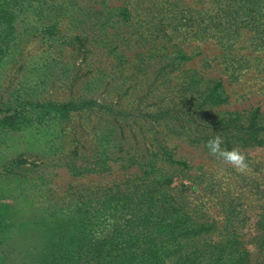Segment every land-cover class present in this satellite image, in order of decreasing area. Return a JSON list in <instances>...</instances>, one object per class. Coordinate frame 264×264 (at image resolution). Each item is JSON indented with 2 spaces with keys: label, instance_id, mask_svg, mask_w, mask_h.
<instances>
[{
  "label": "rangeland",
  "instance_id": "374dc122",
  "mask_svg": "<svg viewBox=\"0 0 264 264\" xmlns=\"http://www.w3.org/2000/svg\"><path fill=\"white\" fill-rule=\"evenodd\" d=\"M192 6H184L192 20L180 21L176 48L185 68L222 83L225 104L203 115L227 126L207 130L223 138V147L244 152L250 171L239 174L211 156L195 123L200 136L167 133L163 124L132 113L128 128L140 155L186 164L168 171L173 200L159 193L138 202L116 198L126 190L127 164L98 158L109 145L101 140L106 132L88 120L93 113L42 109L50 103L79 108L91 100L105 106L126 92L124 105L142 112L134 101L148 94V85L130 68L149 60L140 47V19L103 35L101 15L93 11L102 8L100 1L0 0V264H241L245 253L248 264L258 263L253 236L264 214L263 25L257 32L242 28L240 9L225 23L211 19L221 7L216 2ZM168 13L160 9L157 17ZM123 30L135 32L120 35L132 61L127 72L114 73L123 58L112 52L116 43L105 42L117 39L108 33ZM97 65L112 72L96 73ZM252 113L258 128L236 133ZM159 144L173 159L155 156ZM185 216L202 225L199 234L180 232L189 222Z\"/></svg>",
  "mask_w": 264,
  "mask_h": 264
},
{
  "label": "trees",
  "instance_id": "16d2710c",
  "mask_svg": "<svg viewBox=\"0 0 264 264\" xmlns=\"http://www.w3.org/2000/svg\"><path fill=\"white\" fill-rule=\"evenodd\" d=\"M89 1L94 3L100 1L102 3L101 9L93 11L101 15L97 21L99 23L98 28L102 30L103 35L108 29H119L120 25L124 22L132 23L134 17L140 19L142 31L139 37L143 41V46L140 47H143V51L149 57V60L146 64L141 62L136 66L130 65V68L134 71L137 70L139 74H143L145 76L144 84L148 85V94H144L141 98L134 101V103H138L136 108L143 109V113L136 110H128V107L124 105L126 92L116 103L105 106H99L92 100L84 101L79 108H73L67 103L56 104L55 106L50 103L43 107L42 111L49 115L52 113L67 115V113L75 109H79L84 114L87 112L93 113V118H89L88 120L93 121V124L99 131L106 132L103 135L105 140L103 138L101 140L109 145V149L107 150L104 147L106 151L103 154H98V158L110 157V160L115 162L125 160L127 164L128 177L125 181L126 185L123 186L126 190L118 191L120 193V195H116L118 200L122 198V195L128 201L138 199L137 201L139 202L143 197L157 199L156 194L159 193H167L169 199L173 200L168 193L172 190L170 187L172 174L170 175L168 171L175 167L177 168V166L186 167V164L184 162H171L161 159H156L153 162L148 159L146 160V157L140 155L141 147L139 140H137V137H134L132 128H128L127 119L134 113L142 116V119H148L153 125L163 124V130L167 133L173 129V132L179 130L186 133L184 135L192 131V135L197 134L200 136L202 132L198 131L197 126H199L200 129H204L206 141L212 138L207 128L213 130L226 128L227 123L223 120L216 119L215 117L208 120L203 115L205 110L217 109V107L225 104L226 98L222 96L224 90L220 88L222 83L220 81H204V78L207 77H202L196 71L185 68V57L176 48L178 44L177 38L180 35L177 33L180 21L182 19L184 21L192 20L187 10L184 11V6L192 11V4L194 3L216 2L221 7L210 18L218 20V18L224 17V23L233 20L232 17H226L231 16V13L235 12L236 9H240V14L245 15L240 20V26L257 32L261 30L262 25V30L264 31V5H261L264 0H229L227 4L224 0ZM254 4L261 5L257 6L261 15H257L255 12L257 7L254 8ZM160 9L168 10L170 13L166 16L157 17ZM135 11L138 12L135 13ZM219 23V21H216V24ZM124 33L130 37H134L135 35V32L128 33L125 30H123V33L112 32L108 34L116 36L117 39H109V42H105V44L116 43L117 45L113 47L112 52L115 55H121V58H123L122 67L120 69H113L114 73H118V70L119 72H127L128 64L132 61H127L124 53L127 47L128 49L130 48L129 44L126 43V37L123 40L120 38V35ZM173 51L177 52V54H174ZM139 54L141 57L144 56V53L141 51H139ZM94 70L96 73L106 75L112 72V67L106 69V67L101 68L100 65H97ZM195 110L199 112H195ZM254 114H251L248 126L241 123L235 127V132L237 133V130L240 131V129L242 132L243 130H250L249 128H258L254 123ZM193 123L197 124V126H193ZM261 130L264 129L261 128ZM231 135L235 136L236 134L233 133ZM191 138L195 140L196 144L203 141V139L196 138L195 136ZM157 147L158 149L153 151L156 157L159 153H164L167 159H173L171 153L166 150L164 145L159 144ZM110 169H112L111 166ZM185 218L189 219L187 216ZM191 221L190 219L189 222L183 221L184 225L181 227L182 231L180 230V232H186L190 235L199 234L202 230V225H197ZM256 233L253 236V240L257 246V253L254 259L256 262L258 261L257 264H264V214L256 226ZM248 258L247 253L243 254L240 263L248 264L251 260V258Z\"/></svg>",
  "mask_w": 264,
  "mask_h": 264
},
{
  "label": "clouds",
  "instance_id": "9594fccd",
  "mask_svg": "<svg viewBox=\"0 0 264 264\" xmlns=\"http://www.w3.org/2000/svg\"><path fill=\"white\" fill-rule=\"evenodd\" d=\"M224 141L220 135H215L206 142V148L211 156L221 160L224 164L239 174H247L250 166L246 155L239 148L223 147Z\"/></svg>",
  "mask_w": 264,
  "mask_h": 264
}]
</instances>
